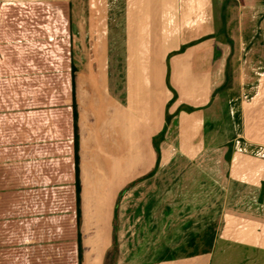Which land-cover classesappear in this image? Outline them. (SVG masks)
<instances>
[{
  "label": "crops",
  "instance_id": "1",
  "mask_svg": "<svg viewBox=\"0 0 264 264\" xmlns=\"http://www.w3.org/2000/svg\"><path fill=\"white\" fill-rule=\"evenodd\" d=\"M68 5L64 51L69 106L63 111L70 129L69 161L62 168H39L31 159L37 137L30 136L31 143L24 148L23 120L0 115V264H136L122 263V254L126 260L131 253L127 248L123 252L121 242L132 239L134 247L136 230L142 226L145 236L165 237V242H157L153 253L152 242H146V250L155 257L139 264H218L213 260L217 238L225 241L224 252L229 242H237L244 246V254L250 248L248 254H260L264 154L240 134L239 116L256 106L253 96L262 91L264 101V0H84L77 25ZM72 64L78 71L77 167ZM92 85L104 101L112 102L97 125L99 112L86 106ZM221 116L227 134L219 137ZM164 126L156 165L152 137ZM95 127L104 149L113 150L112 158L120 160L123 150L128 153L132 164L127 171L121 162L112 169L106 166ZM224 159L218 179L213 173L220 175L217 165ZM180 164L185 168L184 184L193 180L198 185L202 176L221 187L220 220L205 249L199 241L208 224L202 231L199 221L189 219L179 227L181 232H168L170 224L178 222L169 220L172 204L166 185L180 180L177 175L160 178L159 183L157 176ZM112 174H127L128 179L114 185ZM156 185L159 199L153 194ZM127 191L134 195L129 200L132 211L125 216L121 201ZM157 205L161 213L154 219ZM93 207L100 210L94 229H88L85 219ZM168 237L171 243L166 242Z\"/></svg>",
  "mask_w": 264,
  "mask_h": 264
},
{
  "label": "rangeland",
  "instance_id": "2",
  "mask_svg": "<svg viewBox=\"0 0 264 264\" xmlns=\"http://www.w3.org/2000/svg\"><path fill=\"white\" fill-rule=\"evenodd\" d=\"M68 2L70 3L72 15L74 13L73 21L77 25L80 20V8L84 0H0V115H4L7 119L18 117L19 120H23L22 143L24 148H26L25 145L31 143L30 136L37 137L35 140L33 139V151H29L32 154L31 159L39 168H62L69 161L66 146L70 129L66 126L68 119L66 112L63 111V108L69 106L68 53L64 51V42H67L66 34H68ZM218 15L222 16L221 6ZM91 87L90 97L88 96L89 102L86 106H89V108L94 106L99 112L100 117L97 116L95 121L97 125L102 120L101 113L104 112L105 106L112 102L110 100L104 101L99 89L94 85ZM262 93L259 94L260 96H253L256 106H249L245 110L244 116H239L241 118L239 128L241 129L240 134L244 138L247 137L254 142L255 150L259 149V152L264 154V101L261 102ZM224 109L227 111L226 113H229L227 106H224ZM63 119H65V124L62 121ZM224 120V116L222 121L218 120V125L221 122L224 124V126H217L219 137L225 132L227 134V126H225ZM30 122H32L31 127ZM94 129L96 132V145L106 166L112 169L121 162V166L127 171L132 164L127 160L128 153L123 150L120 152V160L112 158L114 156L113 150L109 148L108 153L104 149L98 130H96V127ZM124 141V138H121V143H119L122 148L126 144ZM240 145L241 142L238 143V146ZM29 151L28 155L30 154ZM225 166V159L220 160L217 165L220 177L216 175L215 171L213 173L214 177L221 179ZM183 167L182 164L174 167L170 166L171 169L174 168L173 171L169 170L163 172L165 175L158 174L157 176L159 183L160 178L170 180L173 177L177 178V175L178 180H180L178 182L173 181V185H166L169 186V190L165 193L168 194L170 204H172L168 214L169 220L178 222L177 224H170L172 228L168 232H172L174 235L177 234V231L181 232L179 227L189 219H194L195 222L199 221L202 226L201 230L207 224L212 229L215 228L218 225V220H220L218 216L219 210H221L220 205L223 204V202L221 204V187H217L220 185H216L208 179L204 180L202 176V181L198 182V185L195 184L197 181L193 180V183L187 182L186 185L182 182L185 175V168ZM110 178L117 181L113 182L114 185L119 186L128 179V175L117 176L112 174ZM118 178H120V181H118ZM132 193L127 191L122 198L121 208H124L122 215L126 213L125 216H127L129 211H132V208H130L132 202L129 201L133 198L134 193ZM143 193L139 192L138 195L143 196ZM150 194L151 191L147 193L146 198ZM153 194H156L158 199L160 198L158 186ZM158 204H160V201H158ZM104 209L106 210V208ZM99 210L100 207L88 208V216L85 219L88 229H91L93 227L92 223L97 221ZM90 212L92 216L89 215ZM160 213L159 205L155 206L154 216L156 217L154 219H159ZM106 214L105 217L107 218ZM157 234L159 235L158 232ZM135 236L134 247H131L132 244L130 245L132 239L126 238L127 240L123 239L121 242L123 252L129 250L131 253L126 260L124 258L125 254H122V263L132 261L139 264L146 259L149 260L151 257H155V254L148 253L149 249L146 250V242H152V253L157 242L158 244L160 241L165 242V237L160 239L150 238L149 235L148 237L145 236L143 226L138 227ZM92 242L94 243V239L90 241V244ZM166 242L171 243L172 239L168 237ZM199 245L201 248L204 247L201 239ZM223 246L226 247L225 241L217 238L213 260L219 261L218 264H242L244 259V264L264 263V254H262L264 250L261 248L259 249L260 254H248L247 252L252 248L244 254L245 248L240 243L229 242L225 252ZM125 248L127 250H124ZM185 249L191 250L187 244Z\"/></svg>",
  "mask_w": 264,
  "mask_h": 264
},
{
  "label": "trees",
  "instance_id": "3",
  "mask_svg": "<svg viewBox=\"0 0 264 264\" xmlns=\"http://www.w3.org/2000/svg\"><path fill=\"white\" fill-rule=\"evenodd\" d=\"M182 49V48H181ZM77 68L72 64L71 65V77H72V108H73V117H74V128H75V132H74V149H75V162H76V167H77V161L79 160V156H78V134H77V127H76V118H77V113H76V90H75V82H76V76H77ZM169 119V115L166 114V122L168 121ZM164 129H165V126L163 127V129L154 134L153 137H152V144H153V147L156 151V165H157V162H158V159H159V148H158V142L163 138V132H164ZM156 167V166H155ZM155 169V168H154ZM154 169L149 172L147 174V176L151 175L154 171ZM77 177V176H76ZM146 177V176H144ZM78 184V182H77ZM76 188H77V185H76ZM117 210V207H115V211ZM116 213V212H115ZM201 240L203 241L204 243V247L203 249L207 248V247H210L211 244H212V241H213V229L210 225H208L204 231L201 233ZM193 242V238H191L189 241H188V244H191ZM206 251V250H204Z\"/></svg>",
  "mask_w": 264,
  "mask_h": 264
}]
</instances>
